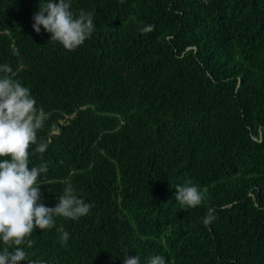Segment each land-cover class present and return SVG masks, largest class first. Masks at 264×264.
I'll list each match as a JSON object with an SVG mask.
<instances>
[{
  "label": "trees",
  "instance_id": "obj_1",
  "mask_svg": "<svg viewBox=\"0 0 264 264\" xmlns=\"http://www.w3.org/2000/svg\"><path fill=\"white\" fill-rule=\"evenodd\" d=\"M46 2L0 0V66L12 68L0 77L45 113L47 149L29 157L48 168L42 202L70 183L92 207L37 228L27 260L264 264V0H70L95 25L73 51L33 29ZM188 181L205 201L182 209Z\"/></svg>",
  "mask_w": 264,
  "mask_h": 264
},
{
  "label": "clouds",
  "instance_id": "obj_2",
  "mask_svg": "<svg viewBox=\"0 0 264 264\" xmlns=\"http://www.w3.org/2000/svg\"><path fill=\"white\" fill-rule=\"evenodd\" d=\"M33 20L32 27L37 33L43 26L51 34L50 40L59 42L68 51L81 46L95 27L93 14L84 10L74 14L70 0H47L45 4H39ZM153 27L148 25L141 33L146 34ZM0 72L11 73L12 68L2 65ZM35 105L36 100L28 87L7 75L0 77V241L5 246L0 251V264H19L27 260L28 254L21 246H33L30 237L37 228L41 231L52 229L56 217L79 219L92 207L75 194L70 183L54 207L42 202L38 181L42 173H47V165L29 166L32 145H36L38 153L47 149V144L38 143L37 137L46 116L43 110L38 112ZM175 199L182 209L194 208L205 201V192L188 181L183 186H176ZM214 219L215 215L209 209L203 223L209 225ZM58 231L63 245L69 233L62 225ZM27 262L35 264L32 260ZM123 264H140V258L138 255L125 256ZM147 264H166V261L161 255H153Z\"/></svg>",
  "mask_w": 264,
  "mask_h": 264
}]
</instances>
